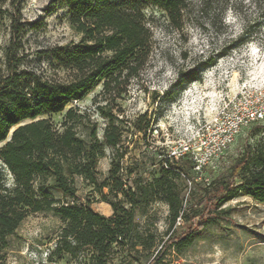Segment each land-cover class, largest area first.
<instances>
[{"label":"rangeland","instance_id":"rangeland-1","mask_svg":"<svg viewBox=\"0 0 264 264\" xmlns=\"http://www.w3.org/2000/svg\"><path fill=\"white\" fill-rule=\"evenodd\" d=\"M3 5L8 16L15 14L22 32L17 38L11 18L5 20L0 30V64L4 50L17 41L22 69L53 75L41 52L81 40L70 26L68 9L56 0H23L19 11L10 0ZM144 13L153 33L152 51L140 77L132 81L113 112L124 131V167L140 166L144 179L150 181L161 175L166 159L179 153L181 144L188 143L198 126L214 117L226 101L246 87L264 86V0H187L180 29L171 25L168 15L158 7L148 6ZM58 76L63 77L64 72ZM101 91L99 86L84 100L71 102L63 113L53 115L52 121L60 128L66 112L75 108L84 117L85 127L88 117L99 124L102 137L108 123L96 109L97 103H103ZM257 125L264 127V121ZM257 125L244 129L202 173L190 171L182 176L179 189L185 215L191 219L182 230L202 221L207 213L215 217L191 246L179 251L175 244H168L181 232L170 230L168 206L152 202L136 210L135 221L141 233L154 235L153 248L115 246L106 264H264V204L242 196L217 208L224 193L222 184L231 182L232 168L246 148L264 147V128L255 133ZM5 144L1 143L0 149ZM116 158L118 155L108 152L100 161L102 178L108 176ZM125 179L131 183L133 176L128 174ZM76 187L80 202L55 188L51 191L63 203L91 201L95 211L112 216L111 207L100 202L82 178H76ZM64 227L55 211L30 213L7 238L0 257L6 264H96L90 248L80 250L77 257L54 254Z\"/></svg>","mask_w":264,"mask_h":264},{"label":"trees","instance_id":"trees-1","mask_svg":"<svg viewBox=\"0 0 264 264\" xmlns=\"http://www.w3.org/2000/svg\"><path fill=\"white\" fill-rule=\"evenodd\" d=\"M6 1L0 0V30L10 17L3 5ZM22 1L10 0V5L19 11ZM56 1L68 9L70 26L81 40L41 52L53 75L22 69L17 41L4 50L0 64V144L6 142L0 149V249L30 213L55 211L65 227L54 254L77 257L80 250L90 248L96 264H106L115 246L153 248L155 237L138 230L135 212L144 204L161 201L169 208L170 230L181 232L168 244L182 251L215 220L207 213L202 221L182 230L191 219L185 215L179 182L190 171L200 174L206 167L199 172L189 155L178 159L169 156L161 175L150 181L144 179L140 166L125 168L121 153L124 131L113 109L128 93L132 81L140 77L152 51L153 33L145 9L160 8L170 24L180 29L187 0ZM14 17H10L11 25L18 38L22 26ZM60 71L63 77L58 76ZM99 86L103 103H97L96 109L108 123L102 137L99 124L88 117L85 127L84 117L75 108L66 112L60 128L54 124L53 115L63 113L73 101L84 100ZM263 128L257 125L254 131ZM108 152L118 158L112 160L108 176L102 178L98 165ZM128 174L133 176L131 183L125 179ZM230 176L231 182L222 184L218 209L242 196L264 204V147H247ZM78 177L99 195L100 202L111 207L112 216L95 211L91 201L70 205L54 196L52 188L80 202ZM0 264H6L2 257Z\"/></svg>","mask_w":264,"mask_h":264},{"label":"built area","instance_id":"built-area-1","mask_svg":"<svg viewBox=\"0 0 264 264\" xmlns=\"http://www.w3.org/2000/svg\"><path fill=\"white\" fill-rule=\"evenodd\" d=\"M264 121V86L246 87L200 124L188 143H182L178 159L189 155L195 169L202 172L214 159L229 149L244 129Z\"/></svg>","mask_w":264,"mask_h":264},{"label":"crops","instance_id":"crops-1","mask_svg":"<svg viewBox=\"0 0 264 264\" xmlns=\"http://www.w3.org/2000/svg\"><path fill=\"white\" fill-rule=\"evenodd\" d=\"M109 211V210H108Z\"/></svg>","mask_w":264,"mask_h":264}]
</instances>
